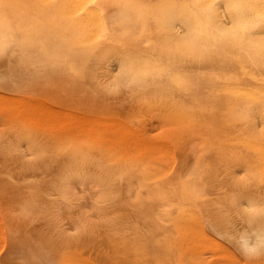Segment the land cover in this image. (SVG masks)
Returning <instances> with one entry per match:
<instances>
[{
	"label": "rangeland",
	"instance_id": "1",
	"mask_svg": "<svg viewBox=\"0 0 264 264\" xmlns=\"http://www.w3.org/2000/svg\"><path fill=\"white\" fill-rule=\"evenodd\" d=\"M95 3L105 13L107 23V31L101 36L97 49L101 51L115 34L114 5L113 0H95ZM70 15L73 14H62L55 4L41 0H0V35L9 39L5 42L6 48L0 50V95H20L32 101L42 99L46 105L49 104V112H54L51 108L55 109V113L56 108L61 109L56 113L60 112V117L67 110V115L75 111L76 114L81 113L80 117L85 113L84 115L93 118L92 121L91 117L83 120L89 126L85 123L86 127L83 125V128L81 122L79 127L78 122L74 125L72 115V120L68 117L69 121L67 115L64 116L66 120H61L62 123L58 122L57 116L54 117L57 121L50 119L54 121L53 124L49 119H42L45 121L44 126L36 112L33 113L37 119L32 117L33 114V120L30 116L26 118L32 112L27 110L28 106L24 107L27 112L24 111L23 106L27 103L20 104V109L19 101L22 99L15 97L17 102H12L17 104L16 109L13 110V107L9 114L5 113V108L2 110L4 101H1L0 111H4L6 116L0 113V126L3 127H0V143L5 142L4 146L0 145V264H264V154L259 156L253 151H247L253 149L251 143L240 141L238 144V141L225 138L223 109L217 96L219 82L206 87L198 95L197 101L189 94L188 82V88L186 86L183 89L169 81L171 88L179 90L181 99L185 101L188 107L187 121H192L188 126L193 128L186 127L189 129L185 128L182 139L161 142L156 136L159 141L152 143L151 141L156 140L155 129H160L156 126L166 123V112L163 109L170 100L153 99L152 94L164 82H151L150 91L145 93H140L143 90L131 84L116 85L114 79L118 70L120 71V62L117 63V60L119 56L131 52L127 41L129 37L121 38V44L116 46L109 57L98 59L93 55L80 58V47L72 44V25L68 22ZM54 42H61L60 47L49 56L50 51L46 46ZM140 49L148 52L151 47L143 43ZM183 67L194 75L207 72L214 74L218 70L217 63L213 60H187ZM4 94L0 96V100ZM156 102H161L162 105H157L163 107H158ZM4 107L8 108L9 105ZM31 107L36 110L39 106ZM8 112H11L10 108ZM28 112L30 114L25 117ZM53 112L50 113L52 117L55 115ZM37 113L41 112L37 110ZM94 115L105 119L116 118L118 122L122 121L123 126L128 125L129 129L136 127L133 129L138 132V136H143H140L141 139L145 136L144 139L147 140L143 143L139 139L143 148L140 150L139 144H134L137 137L132 139L134 142L130 138L134 147L137 146L135 150L130 149L132 142H128L129 138L126 139L127 143L124 138L122 142L117 140L118 145L112 142V147L108 144L114 140L110 139L108 143L104 139L107 144L101 143L103 134L99 132L97 134L100 137L96 136L91 128L97 125ZM27 119L31 121L28 122ZM56 122L60 125L55 124ZM70 122L73 126H70ZM140 123L141 126H138ZM206 123L209 124V129ZM35 125L39 129L43 125L40 130L44 129L45 134L39 129L35 130ZM169 126L172 128V125ZM49 128L51 133H47ZM52 128L57 130L54 132ZM76 128L80 131H75ZM107 128L109 127L105 126L104 129ZM151 132L155 134L153 138L150 137ZM21 135H24L23 138ZM25 135L30 140L25 141ZM209 137L212 143H209ZM27 142L30 144H26ZM121 143H125L122 146L127 145V151L120 149ZM165 145L168 147L165 149L167 152H163ZM10 146L16 150L10 149ZM28 148H32L33 153ZM36 152L40 154L37 156ZM61 171H65L62 174L66 177H62ZM244 174L250 176L246 177ZM251 175L252 178L249 179ZM237 176L243 180L237 179L238 182H243L242 185L235 181ZM184 188L192 191L196 197V206L201 212L200 219L193 220L202 223H174L166 218L164 212L168 207L167 203H174ZM233 196L238 198L237 201L242 200V207H248L250 213L253 208L248 205L256 204L258 216L255 211L248 219V210L233 204ZM243 197L253 200V204L248 200L244 201ZM184 225L186 227L183 229ZM177 226L181 231L175 228ZM200 226L205 230L204 234Z\"/></svg>",
	"mask_w": 264,
	"mask_h": 264
},
{
	"label": "bare ground",
	"instance_id": "2",
	"mask_svg": "<svg viewBox=\"0 0 264 264\" xmlns=\"http://www.w3.org/2000/svg\"><path fill=\"white\" fill-rule=\"evenodd\" d=\"M41 1H43L45 3L47 2V3L55 4L58 11L62 14H64V13L73 14V15L69 16L68 22L72 25V27L70 29V32L73 35L72 44L77 46V47H80V49H81V52L79 53L80 58H86V57L93 56V55L96 56L98 59L109 57L113 54L116 46L121 44L120 39L123 37H129V40H127V41L129 43V46H130L129 49L131 50V52L119 56V60H117V63L120 62L118 65L120 67L119 68L120 71L118 70L119 73L117 72L118 74L116 75L115 79L112 77L114 79V83L116 85L131 84L133 86H137V89H138V87L141 88V90H143V91H140V93H145V92L150 91L149 86H150L151 82H153L155 80L163 81L164 83L161 85V87L152 92L153 99L159 98V99H162V101L163 100H170L167 105H164L165 109H163L166 112V114H165L166 123L165 124H163L164 122L162 123L163 127L160 124L158 126H156V127L160 128L159 130L155 129L156 131L162 130V131H160L161 133L160 132L158 133L156 131H155L156 135L153 134L152 132L150 133L152 135V136L150 135V137L153 138V135H155L154 139L157 140V141L156 140L151 141L152 143L159 141L158 138H156V136L159 137L161 142H162V140L166 142V141H170V140L172 141V140L182 139L183 135L185 134L184 133L185 128L189 127L188 125L192 124L191 123L192 121L191 122L187 121V113H188L187 108L188 107H186L185 101L183 99H181V94H180L179 90H174L171 88L169 81H172L173 83H175V86L182 87L183 89H186L187 82H188L189 83L188 84L189 90H190L189 94L197 101H199L197 99L198 95L200 93H203L204 89L206 87L211 86L215 82H219L220 87L218 88L219 93L217 94V96H219V103L221 104L222 109H223L224 136H225V138L232 140L233 142L238 141V144L240 141L251 143L253 145V149L247 150V151H253L254 154L259 155V156L264 154V31H262V29H264V0H113V5H114V8H113L114 9V11H113L114 30L113 31L115 32V34H113V38L110 39L109 42L106 44L105 49H103L101 51H97V49L100 46L99 40H100L101 36L105 35V33L107 31V28H106L107 23H106V19H105V13L101 10V8H99L97 6V4L95 3V0H41ZM8 40L9 39L4 38V37H2V35H0V50L3 48L4 49L6 48L4 45L6 44L5 42H8ZM60 43L61 42H54V43H50L49 45L46 46L48 51H50L49 56L52 55V51H55V49H59ZM143 43L148 44L151 47V50L148 52L141 51L140 48H141ZM40 51H41V49H40ZM42 51H44V49ZM187 60L188 61L194 60V61H199V62H210L213 60V61H215V63H217L218 70L214 74L207 72V73H204L203 75H201V74L200 75H194L192 73H189L183 67V63ZM114 62H116V60ZM20 63L23 64V62H20ZM22 64H21V66H22ZM67 64H66V66H67ZM26 65H28V64H26ZM116 69H117V67H116ZM202 83H203V85H202ZM187 88H188V86H187ZM180 91H182V90H180ZM3 94H1V95H3ZM4 96H8L7 98H9V99L7 100V98ZM4 96L2 97V100H0V103H1V101L2 102L4 101L3 106H2V104H0V105L3 107L2 110H4V108H5L6 114L12 113V111L16 109L17 104L15 102H17V101H15V100L17 98L18 100L22 99L21 101H19L20 109L22 108L21 105H23V104L25 105L26 103L27 104L25 106H23V109H24V107L28 106L30 108V110H32V109L35 110L31 106H33L35 108L37 106H39L36 108L35 111H30L29 108H27V110L30 113L31 112L32 113L31 114L29 112L27 114L24 113V114H26L25 117L28 114H30L26 118H29V116L31 118L32 114H33L32 117L34 118V116H35L34 113L36 112V116L38 118H41L40 119L41 121H42V119L43 120L54 119L55 116H57V120H59L58 121L59 123H62L61 120L62 121L66 120V118L64 116L67 115V112H66L67 110H65V111L63 110L64 112L61 111V113L63 112V114L64 113H66V114H64V116L60 117L59 116L60 112L57 115H56V113H58V111L61 109L54 107L57 110V112L55 113V109L51 108L52 110H54V112L52 110L51 111L55 114L52 117V115H51L52 112H49L50 111L49 104H47L48 105L47 106L46 103L42 99L38 98L37 100L32 101V100H30V98H27V97L25 98V96H20V95L15 96L16 98L14 97V94H13V96L9 95V94H4ZM20 97H22V98H20ZM11 98H12V100H11ZM25 99H28V100L26 101ZM9 100H11V101H9ZM6 101H7V103H6ZM12 101H15V102H12ZM28 101H29V103H28ZM9 102H11V103H9ZM12 103H13V106H12ZM28 104L29 105L31 104V105L29 106ZM38 104H42V105H38ZM144 104L146 105V103H144ZM157 104L162 105L161 102L160 103L156 102V105ZM8 105H9L8 108L4 107V106H8ZM150 105H152V104H150ZM41 106H43V107H41ZM44 106H45V108H44ZM13 107H15V108L13 109ZM158 107H163V106H158ZM193 107H194V105H193ZM9 108H10L11 112H8ZM46 108H47V110H46ZM48 108H49V110H48ZM140 108H142V107H140ZM202 108H204V107H202ZM41 109H42V111H40ZM2 110L0 111V113L4 114V111H2ZM27 110L24 109L25 112H27ZM37 110L39 113L40 112L41 113L38 114ZM46 111H48V112H46ZM43 112L45 115L42 114ZM74 112L75 111H73L71 114L67 115V121H69L68 117L71 118V120H72V117L74 116V119L78 120V121L77 120L75 121L73 119L75 122L74 125H77L76 122H78V123L81 122L82 123L81 127L83 128L85 126V123H87V122H83V120L85 121V119L88 116L84 115L85 114L84 113L81 116L83 118L82 119L79 116V115H81V113L76 114ZM18 113H20L21 115L23 114L21 112H18ZM69 113H70V110H69ZM47 114H50V115H47ZM71 115H72V117H71ZM4 116H6V115L4 114ZM78 116H79V118H78ZM191 116H192V114L190 115V118H191ZM19 117H21V116H19ZM37 117H36V119H37ZM90 117H88L87 120H89ZM99 117L100 116H98V117L95 116L94 121L96 119L97 125L95 127H93V126L91 127L94 130L91 128L90 129L94 131L93 134L96 133V136L100 135V134L99 135L97 134L99 132H101V134H103L102 135L103 139H101V141L102 140L103 141L101 143L106 142L104 144H107V141L106 140L104 141V139H107L108 143H109L110 139L114 140V141H110L111 143L108 144L111 146L114 142H116V144L119 143L120 140H121L120 142H122L123 138L125 139L126 143H127V141H126L127 138H129L128 142H132V141L134 142V140H132V139H135L137 137L135 139L134 144H137V145L139 144L140 150H141V148H143L140 145L141 141H139V139H141V137H143V136H141V135H140L141 137L138 136V132L135 131L136 127L133 126V127H130L132 129H129L128 125L125 124L123 126L122 121L118 122V119H116V118L114 119V118L109 117L108 119H105L102 117L103 118L102 119ZM33 118H31V119L33 120ZM163 118H164V116H163ZM188 118H189V116H188ZM3 119H4V117H3ZM90 119H91L90 121L93 120L92 117ZM97 119H99V120H97ZM22 120H24V117ZM28 120L31 121L30 119H27V121ZM54 120L57 121L56 119H54ZM130 120L133 123V120L132 119H130ZM25 121H26V119L24 120V122ZM36 121H38V120H36ZM99 121H103V122L106 121V122L100 123ZM138 121H140V120L138 119ZM163 121H164V119H163ZM173 121H175V122H173ZM6 122H8V121L6 120ZM28 122H26V123L29 124ZM44 122L42 121V123H44ZM49 122L54 123V121H52V120H50ZM49 122H48V124H49ZM65 122H64V124H66ZM71 122H73V121H71ZM71 122H70V124H72V125H70L69 123L68 124L70 126H73V123H71ZM98 122H99V124H98ZM18 123H19V121H18ZM59 123L56 122L55 124L58 125ZM189 123H191V124H189ZM207 123H209V122H207ZM207 123H206V125H207V128L209 129V127H208L209 124H207ZM104 124H105V126H107L109 128L104 129L105 128ZM166 124H167V126H166ZM4 125H5V122H4ZM32 125H30V126H32ZM39 125H41V122H39ZM99 125L104 126V128L99 126ZM111 125H113L112 128H111ZM169 125H172L171 126L172 128H169L170 127ZM42 126H40V129H42ZM44 126H45V123H44ZM52 126L53 125H51V127ZM77 126L79 127L80 123ZM86 126H88V123ZM97 126H99V127H97ZM119 126H121V127H119ZM138 126H141V123ZM0 127H2V126H0ZM35 127H36L35 130L39 129V127L37 128L36 125H35ZM46 127H47V123H46ZM62 127H63V125H62ZM114 127L118 128V129H116ZM122 127H124V128L122 129ZM161 127H162V129H161ZM7 128L8 127H6V129ZM87 128H85V129L87 130ZM95 128L96 129L99 128V129L96 131ZM100 128H103V130ZM133 128H135V129H133ZM189 128H186V129L188 130ZM191 128H193V126ZM1 129H3V127ZM50 129L51 128L47 129L48 130L47 133L50 132ZM52 129L54 130V132L57 130L55 128H52ZM77 129H79V128H76L75 131H77ZM27 130H28V128H27ZM25 131H26V128H25ZM40 131L44 132V129L40 130ZM60 131H59V133H60ZM79 131H80V129H79ZM88 131H90V130H88ZM192 131H193V129H192ZM26 132H28V131H26ZM70 132L72 134V132H74V129H73V131L71 130ZM22 133H20V134H22ZM77 133H79V132H77ZM144 133H146L145 130H144ZM144 133H142V135ZM157 133H158V135H157ZM43 134H45V132ZM85 134H86V132H85ZM186 134H187L186 136L189 135L188 131ZM194 134H195V132H194ZM30 135H29V137H31ZM82 135L85 136L83 134V132H82ZM209 135H210V132H209ZM21 136L23 138L24 135H21ZM79 136L80 135L78 134V137ZM92 136H89V137H92ZM25 137H26V139L24 138L25 141L30 140V139H27V135H25ZM33 137H35V136H33ZM52 137H54V136H52ZM94 137L95 136H93V138ZM210 137H211V135H210ZM210 137H209V139H210ZM18 138H20V137H18ZM49 138H51V136ZM114 138H118V139L115 140ZM130 138L132 141H130ZM144 138H145V136H144ZM144 138L141 139L143 143H145V141H147ZM96 139L97 138H95L94 140H96ZM201 139H202V137H201ZM117 140H119V141H117ZM25 141H22V142L25 143ZM76 141H78V140H76ZM232 141H231V143H233ZM96 142L99 143L98 139ZM133 142L131 143L132 148L130 147V149H134L135 147L137 148V146L134 147ZM148 142H149L148 144H150L149 140H148ZM4 143L5 142H3V143L1 142L0 145L3 144V146H4ZM11 143H13V142H11ZM82 143H83V141H82ZM101 143H99V144L101 145ZM209 143H212L211 139H210ZM26 144L29 145L30 143L27 142ZM123 144H125V143H123ZM123 144L121 143V146ZM156 144L157 143H155V145ZM160 144H162V143H160ZM108 145H106L107 148H108ZM117 145L114 144V146H117ZM151 145L153 146V144H151ZM31 146H33V145H31ZM121 146H119L120 149L123 148L125 151L127 145L126 146L124 145L122 147ZM5 147H6V145H5ZM10 147H12V146H10ZM95 147H97V146H95ZM157 147H158V145H157ZM166 147H167V145H165L164 149L162 148L163 152L168 151V150L165 151ZM13 148L14 147H12L10 149H13ZM32 148H28V149H30V151H31ZM235 148H236V144H235ZM14 149L16 150V148H14ZM100 149L102 150V148H100ZM113 149H112V153H113ZM170 149H171V147L169 148V150ZM172 149H173V147H172ZM239 149H241V148H239ZM140 150L138 151L139 153L141 152ZM244 150H245V148H244ZM206 151H208V149H206ZM158 152L159 153L161 152V154H162V151L158 150ZM243 152L244 151H242V153H241V154H243L242 159L244 157ZM19 153H21V152H19ZM31 153H33V151H31ZM36 153H37V156H38V153L40 154V152H36ZM236 153H238V152H236ZM106 154H107V152H106ZM110 154H111V152H109V155ZM152 154H154V152H152ZM247 155H248V152H247ZM250 155H252V154H250ZM110 156H108L109 159H110ZM234 156H232V158H234ZM75 157H77V156L75 155ZM75 157L73 156V158H75ZM89 158L90 157H88V159ZM236 158H237V156H236ZM246 158H249V157H246ZM260 158H262V157H260ZM97 160H99V159H97ZM233 160L234 159H232V161ZM95 161H96V159H95ZM99 161H101V160H99ZM232 161H231V163H232ZM98 163L100 164V162H98ZM233 163H234V161H233ZM95 164H96V162H95ZM247 165H248V163H247ZM243 166H244V164H243ZM237 167H238V165H237ZM255 167L257 168V166H255ZM107 168H109V167H107ZM107 168H106V170H107ZM247 168L249 169V167H247ZM109 169H108V171H109ZM119 170H120V168H119ZM127 170H128V168H127ZM245 171H247V170H245ZM63 172H65V171H61L60 174H62ZM248 173H250V172H248ZM250 174H248V176H250ZM216 175H218V174H216ZM244 175L246 176L247 174H244ZM248 176H246V177H248ZM254 176H257V175H254ZM59 177L61 178L60 175H59ZM62 177H63V174H62ZM64 177H66V175ZM60 178H59V180L61 182L62 178L61 179ZM251 178H252V175L249 179H251ZM257 178H258V176H257ZM257 178H255V179L257 180ZM237 179H239L238 176L236 177V180H235L238 182ZM232 180H234V179H232ZM235 181H234V183H235ZM246 181L248 182V180H246ZM249 181H251V180H249ZM244 182H245V180H244ZM238 183H241V185H242L243 182H238ZM249 183L246 184V186L249 185ZM257 185H258V183H257ZM239 186H240V184H239ZM252 186L253 185H251V187ZM254 187H256V185ZM260 187H261V185H260ZM257 188H258V186H257ZM251 190H253V188ZM255 193H256V191H255ZM228 194L229 193H227V195ZM236 196H237V193H236ZM238 196H239V194H238ZM235 197L233 199H231V201L234 200ZM236 199L238 200V198H236ZM236 199H235V202L233 204L236 203L235 205H239V207H241L243 210H245L244 208H246V207H244V208L242 207V206H244L242 200L240 202V200L237 201ZM249 199L250 198L247 199L248 201L246 199L244 201L249 202L250 201ZM252 201H250V203ZM167 204H168V207L166 208V211L164 213H165V216L168 219V221L170 220V221H173L174 223H181V222L183 223L184 221H187V222L192 221V222L202 223L200 221L193 220L195 218L200 219L201 212H200L199 208L196 206V197L194 196L192 191L189 190L188 188H184L183 191H181L180 197L176 201L174 200V203L172 202V203H167ZM240 204H241V206H240ZM251 204H253V202ZM248 206H251L253 208V211H251V213L253 214V212L256 211L257 213H255V214H256V216H258L257 214L259 211L256 210V209H258V208H256L257 205L253 204L254 207L256 206L255 209L252 205H248ZM251 207H250V209H251ZM247 208H246V210L249 209V208L248 209ZM245 212L246 211L243 212L244 215H245ZM249 213L250 212L248 210L246 212L248 219H250L249 215L253 216L251 213L250 214ZM192 216H193V218H192ZM254 217H252V218H254ZM263 217H264V215H263ZM191 218H192V220H191ZM185 225H187V224H185ZM185 225H184L183 229L186 227ZM175 228L178 229V226ZM200 228L202 230V233L204 234L205 230L201 226H200ZM179 229H178V231H181ZM85 260H87V259H85Z\"/></svg>",
	"mask_w": 264,
	"mask_h": 264
},
{
	"label": "snow or ice",
	"instance_id": "3",
	"mask_svg": "<svg viewBox=\"0 0 264 264\" xmlns=\"http://www.w3.org/2000/svg\"><path fill=\"white\" fill-rule=\"evenodd\" d=\"M262 31H264V29H262Z\"/></svg>",
	"mask_w": 264,
	"mask_h": 264
}]
</instances>
